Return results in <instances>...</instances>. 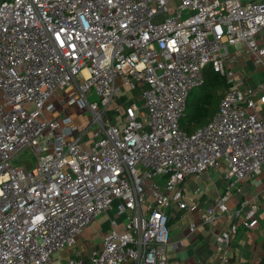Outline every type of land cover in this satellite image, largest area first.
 Masks as SVG:
<instances>
[{
    "label": "built area",
    "instance_id": "1",
    "mask_svg": "<svg viewBox=\"0 0 264 264\" xmlns=\"http://www.w3.org/2000/svg\"><path fill=\"white\" fill-rule=\"evenodd\" d=\"M230 47L264 72L263 0H0V264H168L182 245L170 241L172 207L197 211L182 184L210 169L226 190L188 231L224 217L214 259L230 263L258 204L226 201L264 171V80L247 87ZM206 67L228 88L188 134L180 120ZM123 85L140 88V107ZM24 149L29 168L14 164ZM112 210L122 229L109 219L85 257L79 236Z\"/></svg>",
    "mask_w": 264,
    "mask_h": 264
},
{
    "label": "crops",
    "instance_id": "2",
    "mask_svg": "<svg viewBox=\"0 0 264 264\" xmlns=\"http://www.w3.org/2000/svg\"><path fill=\"white\" fill-rule=\"evenodd\" d=\"M245 1V0H244ZM264 1V0H263ZM239 66L236 72L245 81L247 87H253L264 80V72L254 65L253 61L245 55L239 59ZM224 180L221 173L215 169H210L206 173L187 178L182 184L184 199L188 204H196L197 211L189 213L178 211L172 207L169 216L168 229L170 241L172 243L181 242L178 249H169L167 251L168 264H216L214 259V233L228 225L224 217L214 223L210 230L200 225L194 233H189L188 227L199 220L206 207L213 205L216 200L225 192ZM264 188V171L258 177L237 183L235 189L231 190L230 196L226 201V206L233 209L245 198H253L258 204V227L253 230L239 228L233 237L230 252V263L239 262V264H259L262 249L261 243L264 234V194H261ZM115 211L103 214L95 219L88 227L84 229L78 238V242L83 245L75 249L87 257L91 252L100 247L103 238L110 232L109 219L115 218L117 221V230L122 229L125 216H117ZM212 231V232H211ZM94 235L95 243L91 246L87 240ZM61 256H67L62 252ZM130 264V263H128Z\"/></svg>",
    "mask_w": 264,
    "mask_h": 264
},
{
    "label": "trees",
    "instance_id": "3",
    "mask_svg": "<svg viewBox=\"0 0 264 264\" xmlns=\"http://www.w3.org/2000/svg\"><path fill=\"white\" fill-rule=\"evenodd\" d=\"M228 85L223 77L206 67L203 71V83L195 88L198 96L188 97L180 127L190 134L212 120L217 112L219 100L226 93ZM262 256L259 264H264V234L261 243Z\"/></svg>",
    "mask_w": 264,
    "mask_h": 264
},
{
    "label": "rangeland",
    "instance_id": "4",
    "mask_svg": "<svg viewBox=\"0 0 264 264\" xmlns=\"http://www.w3.org/2000/svg\"><path fill=\"white\" fill-rule=\"evenodd\" d=\"M230 51L231 52H235V49L233 47H230ZM237 57L240 59L241 57L244 56V53L242 52L241 54L240 53H236ZM140 94H141V90L140 88H137L133 91L129 90V88L125 85L121 86V92L119 93V95H122V96H126L127 97V100H130V101H134V103H136V105H138V107L141 106V102L139 100V97H140ZM198 96V91L197 90H193L192 93L190 94V99H194L195 97ZM95 97L94 96H91L89 98V100H94ZM63 108L64 111H67L68 108H66L65 106H61ZM76 112H77V115L79 113V119L78 121L76 122V124L79 126V127H82V126H85L86 123H87V113L83 112L80 108H77L76 106L74 107ZM118 117H115L111 114H109V116H105L104 117V120H108L110 122H114L115 120H117ZM89 144V143H88ZM85 147V146H83ZM33 162V156H32V153H31V150L29 149H24L17 157L16 159L14 160V164H19V165H24L25 167L29 168L31 166ZM94 235H92L88 240L87 242L93 246L95 243V239L93 238ZM77 247L79 248L80 246L83 245V242L81 241H77ZM77 252V251H75ZM61 255L60 254H56L55 255V258H60ZM55 264H59L58 262H56Z\"/></svg>",
    "mask_w": 264,
    "mask_h": 264
}]
</instances>
